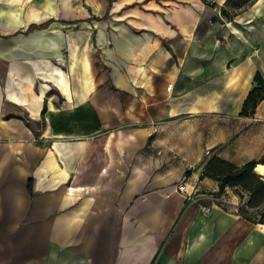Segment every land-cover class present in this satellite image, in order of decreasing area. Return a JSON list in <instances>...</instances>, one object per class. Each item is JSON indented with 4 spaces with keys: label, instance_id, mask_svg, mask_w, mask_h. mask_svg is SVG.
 <instances>
[{
    "label": "crops",
    "instance_id": "0c3cea01",
    "mask_svg": "<svg viewBox=\"0 0 264 264\" xmlns=\"http://www.w3.org/2000/svg\"><path fill=\"white\" fill-rule=\"evenodd\" d=\"M54 3L0 0V264H264V225L237 203L188 208L219 192L212 157L264 163V100L241 115L264 78V0L241 33L203 0H108L107 19L62 21L91 30L101 72Z\"/></svg>",
    "mask_w": 264,
    "mask_h": 264
},
{
    "label": "rangeland",
    "instance_id": "374dc122",
    "mask_svg": "<svg viewBox=\"0 0 264 264\" xmlns=\"http://www.w3.org/2000/svg\"><path fill=\"white\" fill-rule=\"evenodd\" d=\"M107 1L108 0H55V3H54L55 9H56L55 18L59 22L57 27L59 30L62 31L60 32V34L63 35V33H65L67 35H74L77 37H81V36L89 37L90 53L84 50L85 55H83V57L90 58V60H92V62L95 63L97 68H99L100 72L103 71V66L101 64L102 58L100 56V51L96 50L94 43L92 41L91 30L90 32H88L84 29H81L79 24L74 25V26L62 27L61 23L62 21L81 20L88 16H90V18L99 17L102 15V13H104V11L102 12V6ZM203 1H206L207 3L206 7H203V9L208 11V14H206L207 20H213L214 22L219 21L223 28L225 29L230 28L231 32L235 31L234 28H232L231 26L235 27L236 25H241L243 26V29L242 27L238 28L236 26L237 30L240 33L246 30L248 28L249 22L253 20V17L251 15L252 14L254 15L255 13L251 9L254 7L253 5L256 4L257 2V0H203ZM227 24H229L230 26H227ZM75 46L78 47L76 58H78L81 61V58H82L81 45L79 44ZM84 46L87 47L88 45L84 44ZM77 65H78L77 62H75L73 65V70L77 68ZM53 92L56 93L55 90H53ZM123 100L125 101L126 97L123 96ZM138 110L139 112H141L142 109L139 108ZM145 126L146 125L138 124L136 127L138 128L137 131L140 132L144 130L143 128ZM148 126L151 127V130L156 129L157 131H168V132L177 131V128L175 125H171L170 127H167L166 124H153V125H148ZM202 130H203V133H207L208 131L206 130V126ZM161 142H162L161 140H158L155 142L156 143L155 146L151 145L156 153V155H154L155 160L160 159V157L162 156L161 153L159 154L157 153L158 150L160 151L162 149ZM177 160H178V163H180L181 158L178 157ZM205 161L206 159L204 158L201 164L203 165ZM214 195H217V197H222L227 201L235 202L237 203L238 206L239 205L241 206L243 203H245V199L238 196L237 193L233 192V190L231 189H226L225 192L223 193L217 192ZM194 196L197 197L196 194ZM210 199H211L210 196L197 198L188 205V208L195 207L200 211H204L205 213H208L204 210V207L209 206L210 211L215 206H220L223 208L229 207L225 205L224 206L214 205Z\"/></svg>",
    "mask_w": 264,
    "mask_h": 264
},
{
    "label": "trees",
    "instance_id": "16d2710c",
    "mask_svg": "<svg viewBox=\"0 0 264 264\" xmlns=\"http://www.w3.org/2000/svg\"><path fill=\"white\" fill-rule=\"evenodd\" d=\"M104 17H94V20H104ZM75 22L65 23L73 24ZM35 27H31L32 31ZM256 85L249 92L243 103L241 115L252 116L259 105L264 100V78L260 71L255 76ZM45 111V109L43 110ZM259 162L253 160L244 165H236L218 156L207 161L203 172V177H208L216 181L219 185V192L231 189L238 196L245 199V203L238 206L239 213L253 224L264 225V180L256 173L255 168ZM187 172L186 175H189ZM31 188V184H30Z\"/></svg>",
    "mask_w": 264,
    "mask_h": 264
},
{
    "label": "bare ground",
    "instance_id": "6f19581e",
    "mask_svg": "<svg viewBox=\"0 0 264 264\" xmlns=\"http://www.w3.org/2000/svg\"><path fill=\"white\" fill-rule=\"evenodd\" d=\"M84 68L87 72H90V62L89 60L84 61ZM255 173L262 179L264 180V163H259L257 164L255 168Z\"/></svg>",
    "mask_w": 264,
    "mask_h": 264
},
{
    "label": "built area",
    "instance_id": "2783aa9c",
    "mask_svg": "<svg viewBox=\"0 0 264 264\" xmlns=\"http://www.w3.org/2000/svg\"><path fill=\"white\" fill-rule=\"evenodd\" d=\"M210 198H211V199H210L211 202H212L214 205H234L233 202L227 201V200H225V199L222 198V197L211 196ZM236 206H238V205L236 204ZM204 210H205L206 212H210V207H209V206L204 207Z\"/></svg>",
    "mask_w": 264,
    "mask_h": 264
}]
</instances>
